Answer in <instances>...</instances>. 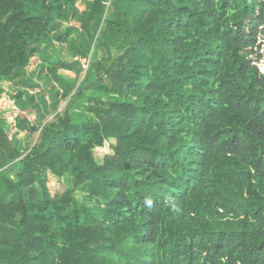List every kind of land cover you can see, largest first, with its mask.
<instances>
[{
  "label": "trees",
  "instance_id": "1",
  "mask_svg": "<svg viewBox=\"0 0 264 264\" xmlns=\"http://www.w3.org/2000/svg\"><path fill=\"white\" fill-rule=\"evenodd\" d=\"M78 1L0 0V264H264V0H86L59 33Z\"/></svg>",
  "mask_w": 264,
  "mask_h": 264
},
{
  "label": "rangeland",
  "instance_id": "2",
  "mask_svg": "<svg viewBox=\"0 0 264 264\" xmlns=\"http://www.w3.org/2000/svg\"><path fill=\"white\" fill-rule=\"evenodd\" d=\"M86 0H79L77 2V11L76 14L77 16H72L71 12H69V15L66 20H64L58 27V32H62L65 29L69 27H75L79 26V18L85 11H86ZM77 41V35L71 36V38L68 40L67 43H59L57 41L54 42V52L50 54L51 57H53L54 60L57 61V63L54 65L58 68L62 67L64 64H69L74 62L73 58V53H72V47ZM103 53L100 50L95 49L94 54L92 55V59L95 58H102ZM42 61L43 59L39 57H34L28 67V73H39L40 78L36 76V82L38 83L39 87L31 91V93H36L37 95V102L43 106L46 107L48 112L46 110H43L39 115L37 116H30L32 124L37 128V131L30 132V133H25L21 132L18 135V140L19 144L18 146L22 149H31L33 148L39 140L41 130L43 126L49 122H51L55 114L51 111L49 108V93L46 90L45 87V81L47 78L51 77V74L49 72V63L50 60H46V66L45 68L42 69ZM73 73H65L63 71L58 70V73H61L63 75V79L66 81H69L73 83L74 85H79L80 82L84 79L86 72L83 71L82 67L72 71ZM71 75L72 80L66 79L65 76ZM1 85L5 88L7 93L11 96H14L18 91L24 90L26 86L21 85L19 81H13L10 83H1ZM68 100H63L60 103L59 106V112H63L66 109ZM17 109L14 106V100L10 97H5L0 100V115L1 117L6 119V123L4 125V131L9 134L10 138L14 136L16 133V128H15V114L17 113ZM114 142H107L106 146L104 147V150L96 152V157L98 161H102L103 158L106 155H113V151L111 149V146L113 145ZM50 186L52 187L53 191H55L59 184L52 180L50 183Z\"/></svg>",
  "mask_w": 264,
  "mask_h": 264
},
{
  "label": "crops",
  "instance_id": "3",
  "mask_svg": "<svg viewBox=\"0 0 264 264\" xmlns=\"http://www.w3.org/2000/svg\"><path fill=\"white\" fill-rule=\"evenodd\" d=\"M87 8V7H86ZM87 10V9H86ZM60 71H63L65 73H73L72 71H68V70H64V69H60ZM59 76L63 77V75L61 73H59ZM66 79L72 80L73 77H71V75H67L65 76Z\"/></svg>",
  "mask_w": 264,
  "mask_h": 264
}]
</instances>
